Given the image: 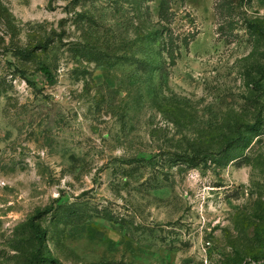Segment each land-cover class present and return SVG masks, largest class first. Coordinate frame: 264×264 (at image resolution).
I'll list each match as a JSON object with an SVG mask.
<instances>
[{
  "label": "rangeland",
  "instance_id": "rangeland-1",
  "mask_svg": "<svg viewBox=\"0 0 264 264\" xmlns=\"http://www.w3.org/2000/svg\"><path fill=\"white\" fill-rule=\"evenodd\" d=\"M159 3L0 0V264H264V0Z\"/></svg>",
  "mask_w": 264,
  "mask_h": 264
},
{
  "label": "trees",
  "instance_id": "trees-1",
  "mask_svg": "<svg viewBox=\"0 0 264 264\" xmlns=\"http://www.w3.org/2000/svg\"><path fill=\"white\" fill-rule=\"evenodd\" d=\"M142 1L147 2L151 0H142ZM158 19H159V25H160V37L156 40L158 42L156 51L158 55L164 57V59L169 61L168 62L169 65H173L178 55L177 53H178L179 47L177 46L178 43L176 42L177 37L173 34V31L171 29V25L173 22V14L170 11L169 0H160L159 9H158ZM248 29L251 32H252V29H254L256 31L254 32L256 35L262 34V32L259 31V26L257 28L256 27L251 28L250 26H248ZM144 57L145 58H143L140 64L146 63L144 62V60H147L148 58L146 55ZM40 72L49 82H54V78L49 68L42 67L40 68ZM228 149L229 148L226 147V149L222 150L217 156L218 158L212 160L213 163L217 164L219 163V161H221L220 158L224 159L225 157H227L228 153L230 152ZM192 161L193 159H191V162ZM37 260H38V257L35 258V261Z\"/></svg>",
  "mask_w": 264,
  "mask_h": 264
}]
</instances>
